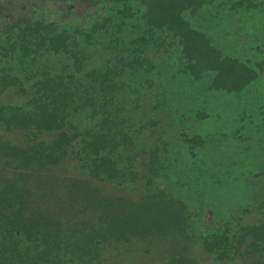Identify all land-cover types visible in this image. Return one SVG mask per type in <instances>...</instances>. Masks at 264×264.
Listing matches in <instances>:
<instances>
[{"label": "flooded vegetation", "instance_id": "obj_1", "mask_svg": "<svg viewBox=\"0 0 264 264\" xmlns=\"http://www.w3.org/2000/svg\"><path fill=\"white\" fill-rule=\"evenodd\" d=\"M175 16L200 35L202 47L213 48L214 64H230L244 91H226L215 86L214 71L191 72L194 61L181 54L184 48L179 36L182 24L168 19ZM63 32L69 37L55 52L49 50L46 39H34ZM91 44H95L97 51L92 50L86 61L84 52ZM150 67L152 74L142 73ZM179 76L177 82L182 84L178 85V90L170 99L162 93L153 111L170 109L173 105L183 106L198 119H205L207 114L223 117L226 113L221 110L225 107L207 110L216 103V97H222L235 109L234 115H240L239 121L254 117L255 124L260 123L259 140L252 139L249 154L258 152L257 155L264 156V0H0V89L7 87L14 93L25 94L21 86L28 83V93H32L28 101L17 100L6 113L0 108V124L3 129L27 133V143L33 138L37 140L42 133H55L51 142L35 141L25 145L26 158L28 152L32 156L35 150L38 152L54 144L50 149L53 152L57 145L74 141L83 157L89 160L91 174L116 179L118 172L110 152L118 145L152 132L156 123L146 119L151 113L145 108L150 101L149 93H158L154 90L156 82L167 85L171 78ZM126 93L135 97L138 111L125 112L117 106L121 101L126 102ZM174 111L180 115L178 109ZM187 116L182 114L179 118ZM42 117L47 121L46 127L37 130L30 119ZM106 118L108 123L104 124ZM111 123L117 125L121 134L119 143L96 155L84 153L82 138L104 130L105 126L113 129ZM184 142L186 146L199 143L195 138H184ZM12 153L17 150L13 149ZM104 158L112 164L113 179L95 171L99 160ZM29 161L32 163L31 159ZM177 165H180L179 158H175V162L171 160L170 166ZM258 175H263V170ZM19 188L17 178L0 180V197H9L0 199V204L11 198L20 199V217L4 218L0 214V258L4 262L5 257H17L15 264H26V252L33 250L32 246L40 251L44 243L32 242L26 233V224L37 219L29 218L26 198L14 196ZM158 193L169 199L162 191L153 197ZM43 216L44 222L53 219L54 223L62 222L61 213L55 215L58 218L46 219L44 213ZM225 225L219 226V234L205 238L201 246L205 240L212 242V238L221 236ZM41 237L46 242L55 238L51 233ZM62 245L55 242L54 249L51 244L43 247L55 256ZM204 252H208L206 248ZM208 253L212 257L217 249H210ZM57 258L63 259L61 255Z\"/></svg>", "mask_w": 264, "mask_h": 264}, {"label": "rangeland", "instance_id": "obj_2", "mask_svg": "<svg viewBox=\"0 0 264 264\" xmlns=\"http://www.w3.org/2000/svg\"><path fill=\"white\" fill-rule=\"evenodd\" d=\"M89 46L90 49L84 52L86 61H89L92 50L97 51L95 44ZM142 73L147 76L153 71L150 67ZM180 78H171L167 85L154 84L158 93H149L150 101L145 108L151 113L146 119L153 120L156 126L152 132L118 145L110 152L114 169L118 172L113 180L91 174L89 160L83 157L74 141L57 145L50 155L39 156L43 161L26 164V159H36V156H30L28 152L26 158L25 145L35 141L51 142L55 133H42L37 140L33 138L27 143V133L3 129L0 124V180L18 179L19 193L14 196L26 198V212L29 204L30 212L44 213L46 219L58 218L55 215L61 213L62 222L50 232L55 238L51 237L50 242H38L44 243V247L51 244L53 249L54 243L60 242L63 244L61 250L55 256L49 251L48 259L38 263L69 264L57 256L63 258L76 254L80 258L70 264L89 261L91 264H136L137 258L141 264H166L171 256L179 253L180 247L185 246L184 255L194 264H210L211 256L204 252L201 244L210 235L219 234L220 225L235 229L264 224V156L257 155L258 152L249 154L252 139L259 140L260 123L255 124L254 117L239 121L240 115H234L235 109L222 97H216V103L207 110L225 107L221 110L226 113L223 117L207 114L205 119H198L183 106L173 105L169 106L170 109L153 111L152 107L161 100L162 93L170 99L178 90V85L182 84L177 82ZM21 87L25 94L14 93L7 87L0 89V108L4 113L17 100L22 103L30 99L29 84ZM126 98V102L121 101L117 106L125 112L138 111L135 97L126 93ZM174 108L181 116H189L180 119ZM184 138H195L199 143L186 146ZM13 149L18 153L13 154ZM175 158L180 159V165L172 167L170 163L171 160L175 162ZM40 163L45 165L40 166ZM261 170L263 175H258ZM78 184L86 187L98 201L120 200L131 207L148 202L155 193L162 191L166 198L182 205L180 213L185 224L184 232L165 244L160 239L130 241L127 245L108 244L102 234L105 222L114 212L95 201L86 202L82 191L75 188ZM2 198L9 197L3 195ZM53 220L38 221L42 225L41 233L31 236V241L36 242L42 239L41 235L49 234L44 231H52ZM80 234L86 236L80 238ZM70 240L76 244H71ZM69 245L73 249L71 253L68 252ZM32 247L26 256L28 259L34 257L35 261L40 251ZM18 260L12 256L4 258L5 264H15Z\"/></svg>", "mask_w": 264, "mask_h": 264}, {"label": "trees", "instance_id": "obj_3", "mask_svg": "<svg viewBox=\"0 0 264 264\" xmlns=\"http://www.w3.org/2000/svg\"><path fill=\"white\" fill-rule=\"evenodd\" d=\"M168 19L170 22L174 19L182 24L180 21L181 19L177 16ZM181 27V32H186L185 34L178 32L184 43V48L182 49L181 54L194 61V65L191 67V72L196 74V70L197 72L199 70L214 71L216 72V78L214 80L215 86L225 89L226 91L236 90L237 92H240L243 90L244 87L242 86L241 88L242 84H239L240 78L236 73L234 75L230 64H225V62L214 64L213 61L215 60L213 59L215 57L214 51L212 50L213 48L209 49L207 47H202V45H200V35L188 29L186 24H182ZM67 37H69V35H67L66 32H63L51 35L50 37H48V34H45L43 37L36 36L34 39L38 41L46 39L49 50L51 49L55 52L58 47L65 43ZM204 59H206V61H203ZM87 77H89L88 74ZM114 118H116V116H114ZM30 122L34 125V128L38 130V128L41 127L45 128L47 121L42 117L40 120L30 119ZM106 123H108L107 118L104 119V124ZM111 126L113 129L105 126L104 130L92 132L87 138H82L81 143L83 152L89 155H96L103 150L109 151L117 145L120 141L121 134L117 131V125L115 126L111 123ZM54 146L55 145L52 144L38 152L35 150V153H32V156H36V159H31V162L37 163L38 160L43 161L39 156L50 155L52 153L50 149H53ZM29 162V159H26V164ZM43 165L45 164L40 163V166ZM95 171L100 172L103 176H106L109 179L115 177V171L108 158L100 159L98 166L95 167ZM76 189L82 191L83 199L86 202L90 201V203H93L95 201L98 205H102L105 209L114 212V215L105 222L102 234L105 235L106 240L112 244L127 245L130 241H146L153 239H160L165 244V241L168 240V242H171L170 240H173L174 237H180L184 232L185 224L180 213V209L182 208L181 205L178 206L170 199L163 198L161 193H158L148 202L143 203L140 206L131 207L120 200H109L105 202L98 201L89 190L80 184L76 186ZM19 201L20 199L17 198L3 201L0 204L1 216L4 218L20 217ZM28 216L30 219H37V221L32 224H26V233H29L30 236L41 233L40 227L42 225L38 221H42L45 217L41 215V213L34 212H30ZM44 225L46 226L47 224L44 223ZM58 225L59 223H53L51 227L57 228ZM224 227L221 236L212 238V242L207 240L204 242V250L206 248L209 252L210 249H217V253L209 258L210 264H264V224L249 228L238 227L233 229L228 228L226 225ZM44 232L52 233L54 232V229H52V231ZM80 235V238L86 236L83 234ZM35 241L46 242L44 238ZM70 243L73 245L76 244L71 242V240ZM69 248L68 252H73L71 245H69ZM186 249L185 246L180 247L178 249L179 253L171 256L166 264H194L191 259L184 255ZM48 253L49 251L42 246L38 255L35 256V261L34 257L28 259L26 256V264H40L37 261L41 262V260H47V256H49ZM75 258L78 259L80 257H76V254H70L63 257V259L69 264L72 263ZM135 263L141 264L140 259L137 258ZM0 264H4L3 261L1 262V258ZM78 264H91V261L87 263L79 262Z\"/></svg>", "mask_w": 264, "mask_h": 264}]
</instances>
